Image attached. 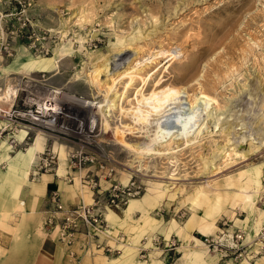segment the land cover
Here are the masks:
<instances>
[{
	"label": "rangeland",
	"instance_id": "374dc122",
	"mask_svg": "<svg viewBox=\"0 0 264 264\" xmlns=\"http://www.w3.org/2000/svg\"><path fill=\"white\" fill-rule=\"evenodd\" d=\"M36 1L42 8L45 25L59 31L57 38H54L51 53L48 56L20 49L15 56L0 62V66L7 67L18 59L20 60L17 62L20 63L45 58H38L39 56L53 57L55 62L48 68L42 66L37 69L34 63L33 67H25L19 72L3 71L0 68V83L11 84L13 78L17 80L21 75L31 78L46 73L49 75L50 85L60 86L66 90L64 92L86 98H97L96 96L100 94L96 101L99 102L104 90L91 79L97 63L121 52L119 57L123 65L119 72L113 73V76H116L139 67L138 62L141 58L144 55L145 57L151 55L155 63H150L140 71L143 76L148 72L156 71L146 83V89L156 84L160 86L172 84L184 87L186 92H189V98L199 91L214 97L219 108L224 111L219 126L210 125L208 132L204 131L198 137L197 143L183 147L171 156H153L141 161L133 158L124 147L114 145L110 141V133L100 135L94 133L93 136L109 146L106 150L110 151L100 150L96 142L87 143L94 149L97 160L85 167L98 174L105 170L103 167L105 165L114 167L110 179L103 177L100 179L102 187L108 186L112 180L125 182L132 171L142 172L145 188L149 190H145V193L155 190L168 192L167 196L160 200L162 204L152 211L151 215L157 219L163 218L162 220L166 221L173 219L176 224L182 225L192 214L196 217L204 214L207 208L204 203L208 198L219 200L218 209L210 216V219L214 220L216 230L217 220L223 213L231 217L235 211L237 212L235 216H240L239 219L244 218L246 213L239 205L243 197L241 187L251 185L244 184L247 177L243 170L259 165L263 171L261 178L264 177V137L263 143L255 147L256 138L259 136L256 132L259 128L264 136V0ZM172 50L178 52V57L167 62L170 57L168 53ZM58 57L61 58L60 65L54 70ZM164 63L165 65L160 67V64ZM134 85L141 86L140 79L134 81ZM120 86L118 84L117 87ZM5 119H9L11 124L4 130L0 127V138L4 137L12 143L11 139L16 138L14 133L20 120L15 116L0 114V121ZM87 123L89 126V122ZM225 126L233 132L225 133L227 129ZM248 129L254 132L251 136L246 135ZM29 135L32 137L34 133ZM230 135L233 136L232 141L245 135L239 150H247V156L243 158L231 152L228 159L219 163L218 170L208 173L204 160L210 158L216 144H223ZM47 145L50 146V141H47ZM65 153L67 154L66 148ZM102 158L105 162L98 163ZM67 159L65 157L63 163L59 160V165L62 163L60 167L62 171L58 174V165L56 175L59 177L64 175L67 165V172L76 174L78 178L86 168H71ZM100 164L103 166L100 167ZM4 165L5 162H0V166L4 167ZM56 165L47 172H54ZM65 175L62 179L65 183L74 182V180L68 181ZM79 181L74 184L76 190L72 195L65 194V197V192L62 191L64 200L73 201L83 198L85 202L91 201L89 188ZM197 190H203L207 197L199 199L197 205L191 206L192 194ZM42 195L38 196L32 208L26 205L29 202L22 197L26 201V210H20L21 208L10 210L3 218V224L0 223V264H16L21 258L30 254L33 249L30 241L35 233L36 223L42 222L43 209L46 207ZM23 199L21 200L24 201ZM122 209L114 210L121 212ZM107 212L108 209L105 214L106 219ZM12 213H14L13 217ZM140 214L136 213L132 219H126L115 226H112L107 219L111 236L119 234L124 241L127 240L123 250L130 243L133 235L132 225L137 224ZM19 218L25 219L27 234L22 241V247L12 251V244L16 240L13 228ZM234 220L236 224L241 225L239 221ZM6 221L8 225L4 226ZM40 230L53 239L52 234L47 232L43 224L40 225ZM191 233L196 237L204 236L197 232L195 227ZM146 235L154 236L150 232ZM170 236L175 238L176 246L181 241L179 248L175 251L171 250L170 254L154 249L140 256L137 248L139 241L135 243L139 259L148 262L154 260L158 264H209L203 262L201 256H192L191 252L196 248L192 247L190 240L174 231L168 237ZM201 250L206 256L218 252L212 251L211 246ZM113 253L118 252H105L107 255ZM84 255L71 258L61 246L54 264H85L82 262L83 259H91V257L94 259H91L93 264H110L109 260L117 257L109 258L101 254ZM33 258L34 253L30 260ZM36 261L35 258L34 263ZM232 262L238 264L239 261ZM225 263L220 260L215 261V264Z\"/></svg>",
	"mask_w": 264,
	"mask_h": 264
},
{
	"label": "bare ground",
	"instance_id": "6f19581e",
	"mask_svg": "<svg viewBox=\"0 0 264 264\" xmlns=\"http://www.w3.org/2000/svg\"><path fill=\"white\" fill-rule=\"evenodd\" d=\"M48 54L49 52L41 55ZM161 55L163 54L161 53ZM168 55L170 57L168 58L167 62L175 60L178 57V52L172 50L169 51ZM119 56H121V52L113 54L109 58H105V60H103L101 63H97L96 67L92 71V82L94 84L101 85L104 90V94L100 96L101 100L99 102L96 101H98V96L100 94L96 96L97 98H86L76 94L73 95L68 92H64L66 90L62 89L60 86L50 85L48 82L49 75L46 73H43V76L45 77L43 79H40L39 75L36 77L32 76L31 78L21 75L19 76L20 78H17V80L13 78L11 84L0 83V114L5 116L10 114L11 105L14 99L13 97L20 89L27 90L31 92V94L41 93L48 95L49 91L51 90L57 93L55 103L51 106H48L49 109L45 110L43 115L32 116L31 123H18L16 125L17 128L15 129L14 133L16 138L12 139L13 143H10L4 137L0 138V145L3 143L7 147L8 155L11 156L13 155L12 153H14V155L24 154L26 152L30 154L33 152L34 148L37 147L38 143L35 144V141L38 140L41 142V147L36 152L37 155V153H40L46 149L47 141L50 140V146L52 147V150L58 155L57 165L54 170L56 174L59 160H61L63 163L65 157L67 159L66 155H68L70 151L92 150L90 145L87 143L96 142L99 145L100 150L110 151L106 150V148L109 146L98 140L97 137L95 138V136H93L94 133L97 135L110 133V141L114 145L124 147L133 158L139 159L141 161L144 158L153 156H171L183 147L197 143L198 137L201 136L204 131L208 132L207 130L210 125L216 127L218 123L221 122L224 111L219 108L217 100L208 94L199 91L194 96L192 95V98H189V92H186L184 87L180 85L175 86L172 84H163L164 86L156 84L146 89V83L156 71L148 72V74L145 76L140 74V71L144 67H147L150 63H155V59L151 57V55L146 57L144 55L140 61L138 60V64L140 63L139 67L132 70L129 69L130 71L113 76V73L119 72L118 70L123 65V61ZM40 57H45V59L42 61L43 68H48L55 62L53 57L46 58V56H39L38 58ZM60 61L61 58L58 57L57 66L54 70L59 67ZM164 65L165 63L162 65L160 64V67ZM1 67L2 66H0V68ZM25 67L31 68L32 65L31 63L22 64L21 70ZM140 75H142V77ZM137 79H140L141 86H133L134 81ZM122 80L123 82L120 83ZM118 84L121 85L120 88L117 87ZM95 121L98 122L96 123ZM0 122L2 129H6L11 124L9 119L1 120ZM87 122H89V126ZM86 125L91 130H89ZM226 128L227 129L225 130V133L230 134L232 130H229V127ZM246 132L247 136H251L254 133L249 129ZM31 133H34L32 137L29 135ZM256 134L259 136L256 138L255 147H259L263 143L264 136L261 134L260 128ZM232 137L230 135V137L226 138L223 144H216L215 150L212 152L210 158L204 160V165L208 173L218 170L219 163L228 159L231 152L234 155H238L243 158L247 156V150H239V145L243 142L245 135L238 137V139L235 138L233 141L231 140ZM65 148L67 150V154L65 153ZM61 154H63V156H61ZM35 157L33 158L30 165L29 172H27L30 179V172ZM62 163L57 169L58 174L62 171L60 169ZM0 168L4 169L5 165L4 167L0 166ZM243 171L247 177L246 183L244 184L248 185L247 183H250L249 185L255 187L253 192L246 195V203L248 205L252 204L255 210L262 214V218L259 219V215L256 213L249 226L243 227L242 225L235 223L234 219L237 220L240 216H235L233 213L230 229L234 228L235 226H239L247 232H255L260 224L264 221V205H259L257 203V196L264 187V177L261 178L263 171L259 165L248 167ZM66 172L67 165H65V174ZM44 174H46V172H41L37 178L31 180H39L41 176H44ZM64 175L61 177L58 175L56 176L63 179ZM78 181L79 179L75 177L74 182H70L69 184H75L76 182L78 183ZM145 190L147 189L145 188ZM89 191L91 192L90 189ZM144 191L139 195L129 197L127 202L133 199L134 202L142 201L148 206L153 207V205L159 202L162 197H166L168 194V192L160 190H155L148 193H145ZM205 197L207 196L203 190H197L192 194L191 202L197 204L199 203V199H203ZM92 199L93 198L91 195V201ZM250 202L252 203L250 204ZM107 207L105 209V214L107 209L108 211L113 209L109 206ZM208 225L211 226L212 224L209 223ZM43 227L45 228L44 225ZM217 230L211 235L204 236H214L217 234ZM172 232L167 234H158L168 237ZM174 232L177 233V231ZM153 234L154 236H147L146 234H143L136 241L130 239V243L125 246L124 250L123 245H125V241L123 243H114L116 246L115 248L119 249L118 253L107 255L104 252L98 251L95 253V255L98 253L110 257L133 255L138 260H140V253L138 255L135 243L138 241L140 242L142 238H146L144 246L150 247L149 251L158 249L152 240V238L158 234ZM164 236V239H169L171 237L165 238ZM188 240H190L189 243L192 245V247H195L196 249H205L206 247L208 248L207 244L199 236L196 237L190 235ZM180 244L181 241L177 248H179ZM122 250L123 253L121 254ZM212 251L216 252V250ZM215 254L218 256V260L222 261L223 263L226 261L233 263L228 258H222L219 252H216ZM86 255L89 254H85L84 256ZM84 256H82V258ZM263 256L264 252L258 255L254 260L242 259L238 262V264L255 262V260ZM230 263L226 262L225 264Z\"/></svg>",
	"mask_w": 264,
	"mask_h": 264
},
{
	"label": "built area",
	"instance_id": "2783aa9c",
	"mask_svg": "<svg viewBox=\"0 0 264 264\" xmlns=\"http://www.w3.org/2000/svg\"><path fill=\"white\" fill-rule=\"evenodd\" d=\"M58 32L56 28L45 25L42 8L36 0H0V62L15 56L20 49L34 54L50 53L54 38L59 35ZM39 78H45L43 73L39 74ZM56 95L53 90L44 95L31 94L20 89L13 97L11 105L13 113L9 115L18 117L19 123H31L32 116L43 115V112L49 109L48 106L55 103ZM93 150L92 148L90 151H70L67 155L69 166L82 169L92 164L97 160ZM57 161L58 155L47 145L46 149L37 153L35 157L30 172L31 179L37 178L41 172L51 170ZM98 161L105 162L104 158ZM101 166L103 165L100 164ZM103 167L105 170L101 174L85 167L86 170L78 175L80 182L92 192L91 202H85L83 198L66 201L58 187L49 190L48 205L43 209L42 222L47 232L52 234L53 239L64 247L66 254L71 258L86 253L95 254L98 251L118 252L119 249L115 248L114 243H123L124 239L119 234L111 236L105 209L107 206L122 209L129 197L139 195L145 190V182L141 176L143 173L135 171H132L125 183L112 180L108 186L102 187L100 179L102 177L110 179L114 169L109 165ZM65 176L71 181L76 174L67 172ZM257 203L264 205V187L257 196ZM159 211L161 212V209ZM234 214L237 212L234 211ZM217 222L216 235L200 238L211 246L212 250L218 251L222 258L231 261L254 260L264 252V221L255 232H247L239 226L230 229L232 216L225 213L219 216ZM152 240L158 249L167 254L177 248L173 237L164 239L158 234ZM145 241L146 238H142L138 244L139 253L143 256L150 249L144 246Z\"/></svg>",
	"mask_w": 264,
	"mask_h": 264
},
{
	"label": "crops",
	"instance_id": "0c3cea01",
	"mask_svg": "<svg viewBox=\"0 0 264 264\" xmlns=\"http://www.w3.org/2000/svg\"><path fill=\"white\" fill-rule=\"evenodd\" d=\"M44 59L45 58L41 60H27L26 62L20 63L17 62L20 60L18 59L12 62V64L8 65L7 67L1 68L3 71L19 72L21 71L22 64L30 62L32 63V67L35 63V68L37 69L42 67V63L36 62L42 61ZM36 143H38L37 147L34 148L32 153L28 154L26 152L24 154H15L11 156L8 155L7 147L3 143L0 145V162H6L5 168H0V223L2 224L3 218H5L6 214H8L10 210L21 208L20 210L24 211L26 210V205L32 208L40 194H43L42 196L44 200V206H47V196L50 189L58 187L61 192H65L64 196L65 194L72 195L76 190L74 184L65 183L62 179H57L55 171L46 172V174L39 180L34 181L29 178V174L27 172H29L34 155L41 147V142L36 140L35 144ZM61 156H63V154H61ZM241 188L243 190V197L239 205H241V210L245 211L246 215L244 218L237 219L236 221H239L243 227H246V225L252 222L253 217L256 213H258L259 219L262 218V214L259 211L255 210L254 206L251 204L252 202H250L251 205H248L246 203V195L253 192L255 187L250 186ZM21 193V199H23L22 197L27 199V201L29 202L28 204L25 205L26 201L23 199L25 201L24 202L20 199ZM91 195H89L90 199ZM218 202L219 200H212L208 198L204 203V205H207L204 214L198 217L192 214L182 225L176 224L174 220L166 221L162 220L163 218L157 219L151 215L153 209L162 204V202L160 201L153 205V207H150L145 202H134L133 199L129 200L124 209L121 210V212L110 209L108 211V219L110 220L112 226H115L119 225V222L122 223L126 219H132L134 217V214L141 213L138 220L136 221L138 225H132V229L130 228L133 234L130 239L133 241L138 240L143 234H146L147 232L167 234L172 231H177V233H180L184 238L188 239L190 235H192L191 231L194 227L196 228L197 232L202 235H211L215 233L216 225L214 223V220L210 219V216L218 209ZM190 205L195 206L194 203H190ZM13 216L14 213H12V217ZM7 221L4 223V226L8 225ZM209 223L212 225L209 226ZM41 224H43V222L36 223V230L30 241L31 248H33L30 254L28 253V257L25 256V258H21V261H17L16 264H54L56 258L59 256L61 245L55 239L50 238L46 233L40 230ZM25 230V219L21 220L19 218L18 222L14 225L13 228L14 237L16 240L12 244V251L18 250L22 247V241L27 234ZM126 241L127 240H125V242ZM33 253L34 258L33 260H30ZM191 254L193 257L201 256V258H203V262H208L209 264H215V261L218 260V256L215 253L206 256L201 249H193ZM101 255L103 256L104 254ZM107 257L110 258V256ZM35 258L37 259L36 263H34ZM91 259L93 258L91 257ZM91 259H83L82 262H84L85 264H93V261ZM109 262L110 264H158L154 260H150V262L140 261L133 255L116 257L112 260H109ZM242 264H264V256L255 260V262H247Z\"/></svg>",
	"mask_w": 264,
	"mask_h": 264
}]
</instances>
